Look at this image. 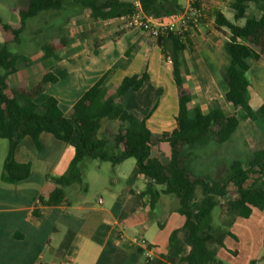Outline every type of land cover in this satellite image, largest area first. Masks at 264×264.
Masks as SVG:
<instances>
[{"label": "crops", "instance_id": "1", "mask_svg": "<svg viewBox=\"0 0 264 264\" xmlns=\"http://www.w3.org/2000/svg\"><path fill=\"white\" fill-rule=\"evenodd\" d=\"M19 1L22 7L14 5L12 10L20 12L27 7L28 0ZM229 1L206 0L203 3L205 19L200 29L191 34L192 45L184 52L187 70L183 82L192 96L188 104L191 113L195 107L206 113L217 101L226 114L238 116L237 131L243 133V120L249 131L254 129L251 124L254 121L247 114L242 118L240 108H235L225 97L227 59L222 45L229 31L225 27L218 28L211 15L214 9H220L226 16L231 12L232 16L227 18L233 19L234 10L229 7ZM180 2L183 6L186 4V0ZM72 11L77 20H70L72 29L67 28L68 25L64 27L68 30L63 29L71 35L61 43H53L57 57L44 58L41 52L38 57L20 63L24 66L22 71L18 66L14 73H20L16 86L31 88L51 72L58 80L47 84L35 100L40 104L53 96L60 108L69 112L106 72H110L109 94L116 91L124 77L147 72L148 78L142 87L131 89L119 101L129 113L145 116L155 137L171 133L177 127L180 92L173 64L166 61L156 39L139 29L123 28L115 20L93 18L88 8ZM4 21L11 23L6 18ZM34 65L40 66L29 70ZM251 69L264 75V56L256 60ZM252 101L259 108L264 104V95L254 90L250 96ZM119 127L118 119L101 120L98 135L111 139L107 147L111 154L121 151L120 144L113 140ZM243 144L245 156L264 147V143L255 146L246 136ZM8 148L9 140L0 137V264H158L169 257L175 261L168 264H180L179 259L189 253L190 245L183 229L185 217L177 210L176 196L159 194L153 197L146 192L147 177L140 172L134 157L117 164L85 158L80 162V169L88 191L83 194L80 185L74 184L64 200L43 205L40 198H46L53 190L52 177L67 173L75 148L47 131L40 134L39 145L31 136H25L15 156L17 161L31 165V174L15 183L1 178ZM214 152L202 151V147L195 149L194 170L222 177L228 168L224 170L221 162L238 159H228L220 150L222 157L212 160L209 154ZM152 156L169 163L172 159L170 144L159 141L152 148ZM107 162L109 166L104 164ZM161 221L163 226L159 224ZM177 229L180 231L171 244V234ZM230 231L235 242L217 250V257L224 264H264L262 210L253 208L249 217H235ZM134 236L148 239L155 253L153 260L147 261L142 248L130 242Z\"/></svg>", "mask_w": 264, "mask_h": 264}, {"label": "trees", "instance_id": "2", "mask_svg": "<svg viewBox=\"0 0 264 264\" xmlns=\"http://www.w3.org/2000/svg\"><path fill=\"white\" fill-rule=\"evenodd\" d=\"M69 1L90 9V15L96 19H113L133 9L132 3L125 0H28L27 7L20 10L19 26L14 27L4 21L0 14V33L3 30L16 37L23 31L27 19L45 11L62 10ZM141 2L146 14L154 18L177 16L184 7L180 0ZM228 4L234 10L233 19L227 18L220 9H214L211 13L215 25L229 31L222 45L227 59L225 72L228 89L225 97L255 122L259 116L264 117V104L257 110L252 107L249 94L251 83L247 72L252 61L264 56V0H230ZM251 5L258 7L259 15L249 16ZM156 42L162 48L165 59L168 56L173 59V72L180 92L177 127L160 137L152 134L145 116L129 113L119 101L131 89L139 90L142 87L148 78L147 72L124 77L112 94L107 90L110 72H106L75 102L69 112H64L53 96L40 104L35 100L47 84L58 80L51 72L31 88L18 86L7 92L8 77L16 73L19 64L28 62L29 58L10 51L0 37V137L9 140L1 178L15 183L30 176L31 165L17 161L16 149L25 136H31L39 145V136L44 131L72 145L75 154L67 173L52 177L54 188L46 198H40L43 205L64 200L74 184L80 185L83 194L88 191L80 169V162L85 158L117 164L127 157H134L140 172L147 177L146 192L153 197L171 194L177 198V210L185 217L183 229L186 230V242L190 245L189 253L181 257L179 263L224 264L217 257V250L224 245L231 231L223 225L215 227V211L222 205L220 199L234 192L235 197L228 200L231 214L229 226L237 216L249 217L253 208L264 212V181L259 183L264 177V147L253 151L247 159L232 160L228 172L222 177L196 172L192 166L195 149L211 143H226L238 130L240 121L236 114H226L217 101L206 113L199 107H195L191 113L188 104L192 96L185 89L183 74L187 70L184 52L192 45V40L165 31L157 36ZM43 51L44 58L57 57L53 44L43 46ZM103 118L120 121L119 130L113 138L121 146L119 153L111 154L107 149L111 139L98 135ZM257 128L264 138L262 127L258 125ZM159 141L168 142L172 148L169 163L152 156V148ZM252 174L257 177L249 182ZM158 186L161 189H157ZM159 224L164 225L162 221ZM179 231L174 230L171 234V244ZM169 261L175 259L169 257L158 264H168Z\"/></svg>", "mask_w": 264, "mask_h": 264}, {"label": "rangeland", "instance_id": "3", "mask_svg": "<svg viewBox=\"0 0 264 264\" xmlns=\"http://www.w3.org/2000/svg\"><path fill=\"white\" fill-rule=\"evenodd\" d=\"M22 1L19 0H0V14L11 21L12 25L14 27H17L20 25V12L12 10V6L19 5L22 7ZM24 7V6H23ZM86 9L80 6L79 4L69 1L66 5V7L62 10H50L42 12L41 14L29 18L26 21V25L23 29V31L18 35L14 36L11 33H7L3 30H1L0 37L3 43H6L9 50L14 53H22L26 55L28 58H34L38 57L41 52L43 51V46L50 43H61L62 40L67 39L69 35H71V32H67L65 26L68 25L67 28H71V22L70 20H77V16L73 14V9ZM22 9V8H20ZM249 16L253 15H259L260 11L256 5H251L249 9ZM79 14V13H78ZM227 16L231 17L232 13L227 12ZM75 20V21H76ZM243 22V20H242ZM66 29V30H63ZM72 29V28H71ZM256 61H252L251 65L253 67L255 66ZM21 71L23 70V64L19 65ZM40 65H34L31 69H34L35 67H39ZM22 73V72H21ZM20 73L18 74H12L8 77V90L7 92H11V88L18 87L16 86V83H19L20 81ZM247 78L251 83V86L249 88V94L251 96V93H253L254 90L261 92V94L264 95V75L257 69H251L247 72ZM252 107L257 110L258 105L252 101L251 102ZM239 113L241 117L243 118L244 114H246L242 109L240 108ZM253 128L252 131H249L247 129V123L243 120L242 124V132L240 133L237 131L233 137L227 141L226 143L222 144L223 147H221L220 144L217 143H211L208 146L202 147V151H210L215 150L214 153L209 154V158L212 160L216 158L222 157V152L226 154V157L230 158H238V159H247L249 155L245 156V147L243 144V137H248L250 141L255 145L259 146L264 143V138L261 134V132L258 130L257 126L260 125L262 127V131L264 134V117H258V119L251 123ZM220 149V150H219ZM98 162H102L101 160L97 159ZM110 165V163H104ZM221 164L224 167V170L226 168L229 169L230 161H225L224 163L221 162ZM221 165V166H222ZM220 166V167H221ZM197 168V165L195 169ZM197 170V169H196ZM257 176L252 174V178L249 180V182H252L253 179H255ZM264 181V177L262 180L259 181L261 183ZM200 196V194L198 193ZM235 197V193L233 192L228 197L222 198L221 200V206L216 209L214 214V225L215 227H219V225H223L225 228L229 227L230 230V222H231V214L229 213L228 208V200ZM234 239L231 237V235H227L224 240V247H229L233 244ZM223 249V246H222ZM229 263V262H227Z\"/></svg>", "mask_w": 264, "mask_h": 264}, {"label": "built area", "instance_id": "4", "mask_svg": "<svg viewBox=\"0 0 264 264\" xmlns=\"http://www.w3.org/2000/svg\"><path fill=\"white\" fill-rule=\"evenodd\" d=\"M125 1L132 3L133 9L131 12L109 20H115L123 28L139 29L155 39L160 33L165 31L173 32L182 38L190 37L191 34L200 29L206 15L203 8V3L206 0H186V4L179 15L163 18H154L146 14L141 0ZM166 61L171 64L173 63L171 56H168ZM130 242L142 248V254L147 261L155 258L153 246L147 238L134 236L130 239Z\"/></svg>", "mask_w": 264, "mask_h": 264}]
</instances>
